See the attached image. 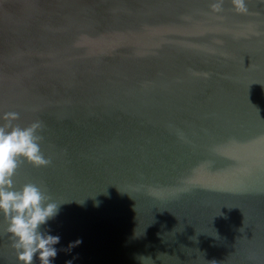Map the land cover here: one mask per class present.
Listing matches in <instances>:
<instances>
[{
	"label": "water",
	"instance_id": "water-1",
	"mask_svg": "<svg viewBox=\"0 0 264 264\" xmlns=\"http://www.w3.org/2000/svg\"><path fill=\"white\" fill-rule=\"evenodd\" d=\"M211 5L0 0V124L42 122L51 164L15 181L63 204L54 264H264V0Z\"/></svg>",
	"mask_w": 264,
	"mask_h": 264
},
{
	"label": "clouds",
	"instance_id": "clouds-1",
	"mask_svg": "<svg viewBox=\"0 0 264 264\" xmlns=\"http://www.w3.org/2000/svg\"><path fill=\"white\" fill-rule=\"evenodd\" d=\"M238 14H248L247 0H232ZM212 11L223 10V0H212ZM6 121L0 124V217L7 224L6 232L16 252L18 264H54L58 256L57 245L61 237L53 235L46 227L54 220L63 204L46 197L40 186L25 183L17 187L15 176L22 161L36 167H46L42 150V122L34 121L26 127L13 122L19 113L10 111L3 114ZM82 240L70 242L68 250L78 246ZM65 264H73L67 260Z\"/></svg>",
	"mask_w": 264,
	"mask_h": 264
}]
</instances>
